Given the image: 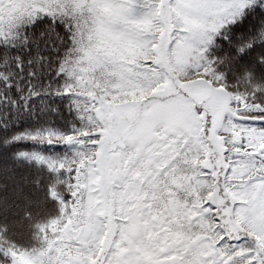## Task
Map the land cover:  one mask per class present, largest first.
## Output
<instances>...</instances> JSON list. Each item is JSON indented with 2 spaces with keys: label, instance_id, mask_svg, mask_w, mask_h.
Listing matches in <instances>:
<instances>
[{
  "label": "snow or ice",
  "instance_id": "obj_1",
  "mask_svg": "<svg viewBox=\"0 0 264 264\" xmlns=\"http://www.w3.org/2000/svg\"><path fill=\"white\" fill-rule=\"evenodd\" d=\"M0 264H264V0H0Z\"/></svg>",
  "mask_w": 264,
  "mask_h": 264
}]
</instances>
